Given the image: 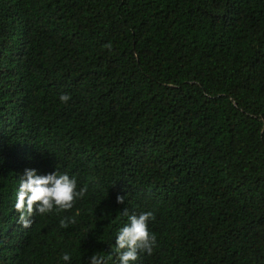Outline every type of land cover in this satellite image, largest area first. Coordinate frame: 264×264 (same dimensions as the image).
Here are the masks:
<instances>
[{
	"label": "trees",
	"instance_id": "1",
	"mask_svg": "<svg viewBox=\"0 0 264 264\" xmlns=\"http://www.w3.org/2000/svg\"><path fill=\"white\" fill-rule=\"evenodd\" d=\"M25 169L87 192L23 228ZM145 211L134 264H264V0H0V264H119Z\"/></svg>",
	"mask_w": 264,
	"mask_h": 264
},
{
	"label": "clouds",
	"instance_id": "2",
	"mask_svg": "<svg viewBox=\"0 0 264 264\" xmlns=\"http://www.w3.org/2000/svg\"><path fill=\"white\" fill-rule=\"evenodd\" d=\"M70 96L62 94L60 100L67 103ZM87 192V186L77 190V181L67 173L53 172L40 175L35 169H25L19 176L16 192L15 210L18 223L23 228H30L35 215H47L53 212H67L73 209L77 199ZM124 196H117V203H124ZM127 214V209L124 210ZM155 220L154 212L145 211L139 215L128 216V223L121 227L115 240V251L119 264H134L141 253L151 255L157 247V237L149 230V222ZM75 217L65 216L60 221L61 228L75 224ZM65 264H70L71 255L62 256ZM88 264H107L104 256L94 254Z\"/></svg>",
	"mask_w": 264,
	"mask_h": 264
}]
</instances>
